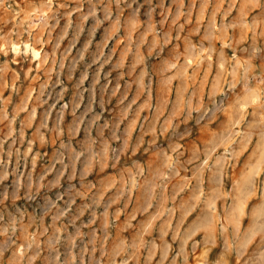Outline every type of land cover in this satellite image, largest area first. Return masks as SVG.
Instances as JSON below:
<instances>
[{
	"label": "rangeland",
	"instance_id": "374dc122",
	"mask_svg": "<svg viewBox=\"0 0 264 264\" xmlns=\"http://www.w3.org/2000/svg\"><path fill=\"white\" fill-rule=\"evenodd\" d=\"M0 264H264V0H0Z\"/></svg>",
	"mask_w": 264,
	"mask_h": 264
}]
</instances>
